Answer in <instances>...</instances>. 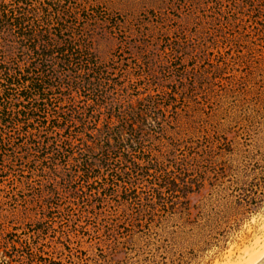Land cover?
I'll use <instances>...</instances> for the list:
<instances>
[{"label": "rangeland", "instance_id": "rangeland-1", "mask_svg": "<svg viewBox=\"0 0 264 264\" xmlns=\"http://www.w3.org/2000/svg\"><path fill=\"white\" fill-rule=\"evenodd\" d=\"M262 237L264 0H0V264H230Z\"/></svg>", "mask_w": 264, "mask_h": 264}, {"label": "bare ground", "instance_id": "bare-ground-1", "mask_svg": "<svg viewBox=\"0 0 264 264\" xmlns=\"http://www.w3.org/2000/svg\"><path fill=\"white\" fill-rule=\"evenodd\" d=\"M254 251L239 257V260L232 264H259L264 259V238L256 240ZM230 263V264H231ZM228 264V263H227Z\"/></svg>", "mask_w": 264, "mask_h": 264}, {"label": "trees", "instance_id": "trees-1", "mask_svg": "<svg viewBox=\"0 0 264 264\" xmlns=\"http://www.w3.org/2000/svg\"><path fill=\"white\" fill-rule=\"evenodd\" d=\"M134 118L133 117H130V118H128L127 119V121L128 122H130V128H128L127 129V131L125 132L126 134H128L129 135V138L128 139H131V140H133L136 136H135V133L137 132V128H135V123H136V121H134L133 120ZM125 123H126V121H125ZM121 124V123H120ZM126 126V124L124 125V127ZM121 127V126H120ZM123 127V126H122ZM121 127V128H122ZM119 134H122V131L121 132H119ZM122 136H123V134H122ZM109 153V150H108V148L104 151V155H106L107 156V154ZM120 157H122L121 155H120ZM127 163H128V167L129 166H131V161L130 160H127ZM130 163V164H129ZM140 167V165L139 164H135V168L136 169H138ZM130 168V167H129Z\"/></svg>", "mask_w": 264, "mask_h": 264}, {"label": "water", "instance_id": "water-1", "mask_svg": "<svg viewBox=\"0 0 264 264\" xmlns=\"http://www.w3.org/2000/svg\"><path fill=\"white\" fill-rule=\"evenodd\" d=\"M259 264H264V259Z\"/></svg>", "mask_w": 264, "mask_h": 264}]
</instances>
